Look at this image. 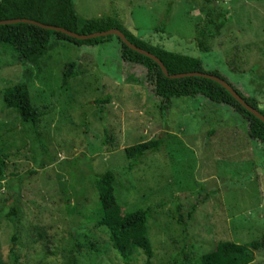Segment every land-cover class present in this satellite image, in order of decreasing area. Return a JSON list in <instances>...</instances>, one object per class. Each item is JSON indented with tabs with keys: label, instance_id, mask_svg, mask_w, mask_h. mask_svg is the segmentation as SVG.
<instances>
[{
	"label": "rangeland",
	"instance_id": "obj_1",
	"mask_svg": "<svg viewBox=\"0 0 264 264\" xmlns=\"http://www.w3.org/2000/svg\"><path fill=\"white\" fill-rule=\"evenodd\" d=\"M73 5L81 19L112 16L153 46L198 58L206 71L217 70L264 109V0ZM212 19L224 25L207 39L205 51L197 30L209 34L205 25ZM70 62L76 75L63 84ZM26 67L32 104L45 112L34 132L2 107L3 90L20 81ZM145 74L144 67L122 61L116 38L93 46L57 42L38 66L0 45V152L7 155L0 181V264H63L70 242L79 245L78 264H124L107 230L88 220L98 201L93 174L105 170L114 173L123 212L148 210L153 264L180 257L197 264L219 240L244 244L262 238L264 142L249 138L246 121L231 107L201 95L173 98L160 111ZM107 96L106 104L95 103ZM154 138L164 139L160 150L128 170L131 160L123 149ZM79 174L85 175L83 187ZM11 209L18 212L15 243L14 226L4 218ZM253 254L250 264H264V249ZM144 259L140 251L131 264Z\"/></svg>",
	"mask_w": 264,
	"mask_h": 264
},
{
	"label": "trees",
	"instance_id": "obj_2",
	"mask_svg": "<svg viewBox=\"0 0 264 264\" xmlns=\"http://www.w3.org/2000/svg\"><path fill=\"white\" fill-rule=\"evenodd\" d=\"M214 9L218 11L216 7ZM221 12L218 11L217 13ZM23 18L42 24L58 26L77 34H91L115 28L120 30L129 42L157 57L167 70L168 75L201 72L215 75L227 82L217 70L206 71L198 58L167 51L145 42L128 31L117 18L103 16L81 19L74 10L73 0H0V21ZM212 20V23L207 22L208 24L205 25L209 30V34L203 32L202 28V31L197 30L198 46L205 51L209 49L207 39L213 38V33L219 32V28L224 25V21L216 23L214 19ZM112 38H116L120 45L122 61L131 65H140L146 69L145 78L152 84L153 94L159 98L160 111L167 110L173 98L201 95L211 102L231 107L246 121L249 138L264 142V123L241 106L221 85L198 76L169 78L154 60L130 49L114 35L80 40L61 32L44 29L29 23L0 24V45L10 48L21 62L33 64L34 66H38L43 62V59L55 47L57 42H68L75 46H93L109 41ZM75 67V62L64 65L61 77L63 84H66L69 79L76 75ZM29 75L30 68L26 67L23 71L22 79L15 85L3 90L2 107L14 111L18 115L20 123L28 126L34 132L45 112L32 104L27 85ZM229 85L232 87L230 83ZM232 88L249 106L255 108L264 116V109L258 107L256 98L245 97L236 88ZM109 99L110 97L107 96L106 98L95 100V103L102 106ZM102 109L103 107H101ZM166 136L171 137V134L166 133ZM163 142V138H154L125 147L123 149L124 156L127 160H131L127 165V169L131 170L146 154L159 151ZM6 159L7 155L0 152V181L4 179ZM93 175L98 201L94 211L89 214L88 220L96 228L107 230L111 247L124 264H131L132 256L140 251L145 257L144 264H153L154 253L148 237L147 227L148 210L137 209L123 212L115 197L114 173L111 170H105ZM79 176L81 175L79 174ZM84 176L83 174L79 180L77 179L81 187L84 186ZM81 197L83 200L85 199L84 194ZM79 203L80 200L77 201L76 206ZM195 208L196 204L190 206L187 212L188 219L191 218ZM4 218L12 222L14 226L11 241L15 243L19 234V228L16 227L18 212L15 209H11L5 214ZM178 221L180 223V219ZM181 226L182 231L185 232L186 225L183 223ZM260 249H264V235L260 240H251L244 244L229 240H219L213 250L199 255L197 264H250L254 258V251ZM78 251L79 245L75 242H70L63 264H78ZM12 254L14 255L13 252ZM14 260L16 261L15 257ZM161 264L185 263L181 262L180 257L173 259L170 263Z\"/></svg>",
	"mask_w": 264,
	"mask_h": 264
},
{
	"label": "water",
	"instance_id": "obj_3",
	"mask_svg": "<svg viewBox=\"0 0 264 264\" xmlns=\"http://www.w3.org/2000/svg\"><path fill=\"white\" fill-rule=\"evenodd\" d=\"M29 23V24H33L36 26H39L41 28L44 29H49V30H54L57 32H61L65 35H68L72 38L75 39H80V40H84V39H88V38H94V37H99V36H107V35H114L116 37H118L127 47H129L130 49L143 54L149 58H151L152 60H154L159 67L161 68L162 72L169 78H181V77H191V76H198V77H203V78H207L209 80H212L216 83H218L219 85H221L241 106H243L247 111H249L250 113H252L256 118H258L259 120H261L264 123V116L262 114L259 113L258 110H256L255 108L249 106L243 99L242 97L229 85L228 82H226L225 80H223L220 77H217L215 75L212 74H208V73H201V72H188V73H179V74H173V75H168L167 70L165 69V67L163 66V64L161 63V61L155 57L153 54H151L150 52L141 49L139 47H137L136 45L132 44L131 42H129L125 35L118 29L112 28V29H108L105 31H101V32H95V33H91V34H77L74 32H71L69 30H66L64 28L58 27V26H52V25H47V24H42L39 23L37 21L34 20H30V19H9V20H2L0 21V24H12V23Z\"/></svg>",
	"mask_w": 264,
	"mask_h": 264
}]
</instances>
